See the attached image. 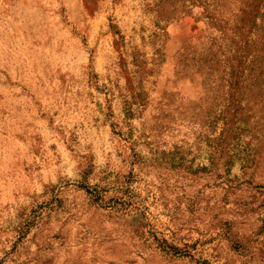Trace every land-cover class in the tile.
I'll use <instances>...</instances> for the list:
<instances>
[{"label": "rangeland", "instance_id": "374dc122", "mask_svg": "<svg viewBox=\"0 0 264 264\" xmlns=\"http://www.w3.org/2000/svg\"><path fill=\"white\" fill-rule=\"evenodd\" d=\"M243 2L0 0V264H264Z\"/></svg>", "mask_w": 264, "mask_h": 264}, {"label": "trees", "instance_id": "16d2710c", "mask_svg": "<svg viewBox=\"0 0 264 264\" xmlns=\"http://www.w3.org/2000/svg\"><path fill=\"white\" fill-rule=\"evenodd\" d=\"M243 6L246 5V8L242 11L241 18H239L240 27L242 28V31L247 33L249 35L252 31L251 27L247 28V23L251 22L253 26L256 24L258 15L260 18L264 21V0H246V2L242 3ZM263 9V10H261ZM264 28V27H263ZM240 36V32L238 33V37ZM242 43L244 45L239 46V49L245 50L246 39L245 36H242ZM261 38V37H260ZM262 38L260 39V41ZM239 58L245 61L247 58V55L245 54V51L241 53V51H238Z\"/></svg>", "mask_w": 264, "mask_h": 264}]
</instances>
